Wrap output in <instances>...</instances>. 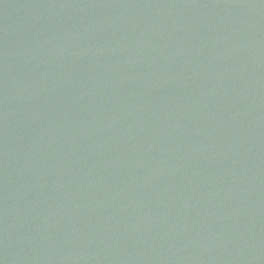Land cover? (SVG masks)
I'll return each instance as SVG.
<instances>
[{"label":"water","instance_id":"obj_1","mask_svg":"<svg viewBox=\"0 0 264 264\" xmlns=\"http://www.w3.org/2000/svg\"><path fill=\"white\" fill-rule=\"evenodd\" d=\"M0 264H264V0H0Z\"/></svg>","mask_w":264,"mask_h":264}]
</instances>
